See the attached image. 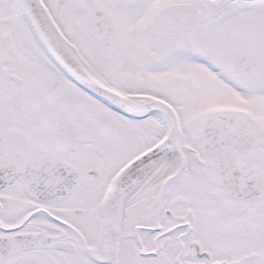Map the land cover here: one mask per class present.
I'll use <instances>...</instances> for the list:
<instances>
[{"label":"snow or ice","instance_id":"6c2138e0","mask_svg":"<svg viewBox=\"0 0 264 264\" xmlns=\"http://www.w3.org/2000/svg\"><path fill=\"white\" fill-rule=\"evenodd\" d=\"M0 264H264V0H0Z\"/></svg>","mask_w":264,"mask_h":264}]
</instances>
